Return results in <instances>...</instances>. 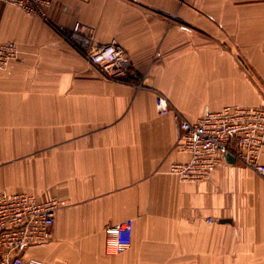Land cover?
I'll list each match as a JSON object with an SVG mask.
<instances>
[{"label": "crops", "instance_id": "0c3cea01", "mask_svg": "<svg viewBox=\"0 0 264 264\" xmlns=\"http://www.w3.org/2000/svg\"><path fill=\"white\" fill-rule=\"evenodd\" d=\"M248 1L51 0L55 24L122 47L127 83L0 1V39L22 52L0 70V189L59 201L51 240L24 247L23 264H264V177L236 160L197 184L168 173L187 158L176 113L264 106V0ZM125 219L131 244L107 255L104 228Z\"/></svg>", "mask_w": 264, "mask_h": 264}, {"label": "built area", "instance_id": "2783aa9c", "mask_svg": "<svg viewBox=\"0 0 264 264\" xmlns=\"http://www.w3.org/2000/svg\"><path fill=\"white\" fill-rule=\"evenodd\" d=\"M0 1L27 15L40 17L63 39L80 49L103 79L125 82L128 69L124 51L117 42H90L91 28L79 22L72 27L54 26L48 15L51 0ZM84 45L90 46L85 48ZM20 59L21 51L17 43L0 39V70ZM155 109L159 114L171 110L167 98L161 93H156ZM175 120L177 147L187 158L172 162L168 173L175 175L179 181L197 184L208 179L215 168L227 162V153L264 177V163L260 162L264 149V106L226 105L192 121L176 113ZM58 209L59 201L55 197L39 199L25 192L0 189V264H23L20 253L24 247L49 242ZM132 228V219L105 226V253L117 255L127 250L131 244Z\"/></svg>", "mask_w": 264, "mask_h": 264}, {"label": "rangeland", "instance_id": "374dc122", "mask_svg": "<svg viewBox=\"0 0 264 264\" xmlns=\"http://www.w3.org/2000/svg\"><path fill=\"white\" fill-rule=\"evenodd\" d=\"M260 2H261V0H249L248 1V3H256V4H258V5H261L260 4ZM11 6V5H10ZM12 7H14V6H12ZM250 14V13H249ZM40 18V17H39ZM41 19V18H40ZM174 19H175V17H170L169 18V22L171 21H174ZM41 21H43L42 19H41ZM44 22V21H43ZM52 22V21H51ZM45 23V22H44ZM53 23V25L54 26H57V24H55L54 22H52ZM48 27H50L51 28V26L50 25H48L47 23H45ZM64 27H66V26H64ZM52 29V28H51ZM54 30V29H53ZM92 30V29H91ZM84 32H87V31H85L84 30ZM200 35L201 36H204V37H207V36H209V35H207V34H205L204 32H200ZM229 38V35L227 34V33H224L223 34V36H221V37H219V38H217V40L215 41V45H229V42H230V40L228 39ZM67 41V40H66ZM232 41H234V40H232ZM69 42V41H68ZM235 43V42H234ZM259 45H264V40H262L260 43H259ZM222 48V47H221ZM21 54H22V52H21ZM241 60V59H240ZM241 62L243 63V65H246L247 63H245V61L244 60H241ZM247 66V65H246Z\"/></svg>", "mask_w": 264, "mask_h": 264}, {"label": "water", "instance_id": "95a60500", "mask_svg": "<svg viewBox=\"0 0 264 264\" xmlns=\"http://www.w3.org/2000/svg\"><path fill=\"white\" fill-rule=\"evenodd\" d=\"M226 160L232 163L235 162V158L230 153L226 154Z\"/></svg>", "mask_w": 264, "mask_h": 264}, {"label": "trees", "instance_id": "16d2710c", "mask_svg": "<svg viewBox=\"0 0 264 264\" xmlns=\"http://www.w3.org/2000/svg\"><path fill=\"white\" fill-rule=\"evenodd\" d=\"M128 76H129V71H127V78H126V80H125L124 83H127V82H130V81H131L130 78H129Z\"/></svg>", "mask_w": 264, "mask_h": 264}]
</instances>
